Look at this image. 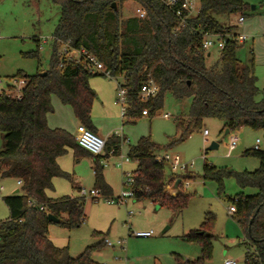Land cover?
<instances>
[{
	"label": "trees",
	"instance_id": "1",
	"mask_svg": "<svg viewBox=\"0 0 264 264\" xmlns=\"http://www.w3.org/2000/svg\"><path fill=\"white\" fill-rule=\"evenodd\" d=\"M127 1L143 7L145 17H125L121 8ZM53 2L60 7V18L51 36L49 69L42 72L44 76L19 73L13 78L26 81L19 100L0 97V168L6 178L22 183L20 194L3 198L9 216L0 222V264H99L91 255L102 248L103 240L72 258L67 247L58 248L48 238V228L53 224L48 215L68 230L79 228L85 217L84 198L54 199L47 195L55 178L70 180L69 174L59 168L57 159L68 150L73 151L75 160L90 156L94 189L108 199L112 192L104 182L101 160L118 156L122 143L112 135L105 141L104 156L93 157L77 145L70 133L48 127L46 118L53 112L51 101L56 97L71 108L79 125L95 134L91 113L97 95L89 82L104 74L92 72L83 60H66L63 49L85 51L98 61L102 72L110 73L111 79H123L120 85L127 90L124 118L132 123L153 118L169 96L178 102L191 101L189 121L195 127L203 119L213 118L223 122L224 133L240 128L264 131V90L260 92L257 87L253 61L242 63L239 59L243 43L233 34L210 67L206 66V59L212 51L201 46L204 33L232 34V27L222 26L216 17L244 19L252 8L246 0H201L198 17L188 20L178 32L173 31L177 20L157 0ZM25 55L38 59L37 51ZM148 78L157 83L159 92L142 101L139 92ZM184 124L180 119L178 127L183 129ZM156 152L157 147L148 137H141L128 147L127 159L136 162L132 199L149 200L171 212H182L189 197L182 194L180 180L173 187L175 195L166 191L172 177L166 176L169 166L157 159ZM243 156L258 160V168L253 172H235L204 165L202 178L214 182L220 192L225 179L235 180L241 192L229 203L235 207L232 218L249 241L251 250L244 256L245 264H264V150L253 147L246 149ZM246 190L253 193L245 194ZM62 215H67L66 220H62ZM210 222L207 217L199 231L184 237L200 247V257L194 264H204L212 256ZM176 262L190 264L178 256Z\"/></svg>",
	"mask_w": 264,
	"mask_h": 264
},
{
	"label": "rangeland",
	"instance_id": "2",
	"mask_svg": "<svg viewBox=\"0 0 264 264\" xmlns=\"http://www.w3.org/2000/svg\"><path fill=\"white\" fill-rule=\"evenodd\" d=\"M252 7L244 18L242 26H235L238 16H218L216 19L222 26L232 27V34L246 36L240 49L239 59L242 63L253 61L257 87L264 90V0H246ZM256 8V9H253ZM136 5L127 1L121 8V13L134 16ZM60 18V7L53 0H0V90L7 92L14 85V77L22 73L28 76L42 73L50 67L51 36ZM39 42L36 43L34 39ZM37 51L38 59L25 54ZM217 53L212 52L206 59V66L213 65ZM91 88L97 98L93 104L91 119L94 126L99 127L102 134L117 132L123 136L118 156L102 159V175L112 189L113 199L118 198L122 191L129 190L124 185L127 174L135 169L134 163L126 160L128 146L137 143L139 138L148 137L157 147V157L165 154L178 155L184 164L194 163L192 168L184 172L173 173L165 169L166 176L172 177L168 187L175 186L173 182L181 181V192L189 197V202L182 212L174 213L166 207H159L149 200H134L129 198L125 203L107 204L105 198L92 201L88 193L84 196V221L77 229L68 230L57 224L49 226L50 240L59 247H67L72 258L79 256L89 246H94L103 240L102 248L96 249L91 257L99 264H177L176 258L194 264L200 257V247L197 243L188 242L184 237L191 231H199L205 219H211L210 233L212 239V256L204 264H225L235 261L244 264V256L249 247V241L238 224L228 214L229 199L241 192L234 179L223 181V191H218L214 182H205L202 178L203 166L235 172H253L259 166L258 160L243 156L246 149L253 148L259 140L258 148L264 150V131H252L248 128L239 132L240 142L228 153V136L224 135L223 122L218 119L205 118L199 127L189 120L190 100L175 101L165 98L164 105L153 118H140L134 123L122 118L120 105L116 103V84H122L123 79L95 77L90 80ZM113 94L112 104L107 97ZM53 112L49 118L58 119L65 116L69 130L75 135L79 123L70 107L52 98ZM168 114L169 119L163 115ZM180 119L188 125V131L178 127ZM207 130L208 136L203 137L202 131ZM216 149L208 150L210 145ZM3 148V134L0 133V151ZM123 159V166L117 167ZM73 151L60 157V165L66 168L74 181L87 192L94 189L92 173V158L82 157L77 164L73 161ZM191 176L193 179L185 180ZM188 182L184 187L183 182ZM4 192L0 194V222L5 221L9 214L3 198L12 196L18 190L13 179H5ZM170 191V190H167ZM251 194L253 191H244ZM48 196L54 199L63 196L76 197L79 193L63 178L53 180V189ZM67 215H62L66 220ZM152 232L147 238H136L132 234ZM104 239L114 244L108 247ZM122 241V245H116Z\"/></svg>",
	"mask_w": 264,
	"mask_h": 264
},
{
	"label": "built area",
	"instance_id": "3",
	"mask_svg": "<svg viewBox=\"0 0 264 264\" xmlns=\"http://www.w3.org/2000/svg\"><path fill=\"white\" fill-rule=\"evenodd\" d=\"M165 9L170 11L175 19L177 20L176 25L173 29L174 32H178L182 26L186 25L188 20L195 19L198 17L200 12V3L201 0H157ZM136 5V10L134 16L143 19L145 17V10L138 4ZM244 23V19L241 16L235 21V26H242ZM235 35V34H234ZM231 33H204L202 40V49L208 51H214L216 53L222 51L224 49L225 43L228 39L234 37ZM246 36L244 35H236V40L239 43H244L246 40ZM64 58L66 60H79L85 61L89 64L92 72L102 73L105 77L111 79L109 72H102L100 64L98 61L92 56L87 54L85 51H67L66 49L62 50ZM26 85V81L24 79H14V85L9 86L7 92L0 90V97L7 96L13 98L14 100H19L22 95V90ZM159 92V86L152 79L148 78L147 81L142 85L139 97L142 101H146L150 98H154ZM126 97L127 90L123 88L120 84L117 85V100L116 103L120 105V112L122 118H124L126 114ZM165 119H169V115H163ZM241 128L232 132H228V153L232 152L237 144L240 142L239 132ZM203 137L208 136V131H202ZM77 145L86 151L89 155L93 157L104 156L105 154V140L88 131L85 127L78 125L76 128L75 135L73 136ZM259 140H256L254 148H258ZM158 160L164 162L169 166L173 173L184 172L188 168H192L194 166L193 162L189 164L182 163L180 157L178 155H169L165 154L160 157H157ZM105 166V164H103ZM127 180L124 185L129 188L127 191H122L121 195L118 198H108L105 199L108 204H121L125 203V201L129 198H133L134 190H133V178L132 174H127ZM6 178L3 174V169L0 168V194L4 192V187L2 182ZM17 185V189L20 190L22 183L21 181H15ZM183 186L187 187L188 182H183ZM15 193V192H14ZM13 193V194H14ZM79 197L83 198L87 193L95 202L99 201L103 198L98 190L92 189L90 191H86L85 189H79ZM235 212V207L230 206L228 209V214L232 215ZM136 238H147L152 235V232L145 233H134L132 234ZM122 241H118L116 245H122ZM104 244L108 247H114V244L110 243L108 240L104 239ZM225 264H236L235 261H226Z\"/></svg>",
	"mask_w": 264,
	"mask_h": 264
},
{
	"label": "crops",
	"instance_id": "4",
	"mask_svg": "<svg viewBox=\"0 0 264 264\" xmlns=\"http://www.w3.org/2000/svg\"><path fill=\"white\" fill-rule=\"evenodd\" d=\"M253 9H256V8H254L253 7ZM36 39V38H35ZM245 43V42H244ZM243 43V44H244ZM213 52V51H212ZM90 84V83H89ZM117 85L118 84H116V91H117ZM91 87V86H90ZM93 90V89H92ZM96 93V92H95ZM97 95V94H96ZM112 96H113V94H110L108 97H107V100H108V104H112ZM93 108V107H92ZM92 114V113H91ZM67 120L65 119V116H59V118L58 119H48L47 120V125H48V127L49 128H51V129H62V130H65V131H67V130H69V128H68V126H67ZM94 126V125H93ZM94 128H95V135H97L98 137H100V138H102V139H104L105 141L108 139V138H110L112 135H114L113 133H111V132H109V133H105V134H102L101 133V130H100V128L99 127H96V126H94ZM245 128H241V130H244ZM68 132V131H67ZM72 132H73V130H71V132L69 131L68 133H70L71 135H72ZM74 136V135H73ZM116 136H118L121 140H122V143H121V147H122V144L125 142V139L123 138V136H121V134H119V132H117L116 133ZM121 147H120V150H121ZM129 147V146H128ZM250 149V148H249ZM128 150V149H127ZM70 151H72V150H68L67 151V153L68 152H70ZM66 153V154H67ZM126 154H127V151H126ZM110 156H112V155H110ZM109 156V157H110ZM108 157V158H109ZM107 158V159H108ZM60 158H58L57 159V164H58V166H60L61 167V165H60V160H59ZM121 159V161L118 163V164H116V166L117 167H122L123 166V159H122V157L120 158ZM126 160H128L127 159V157H126ZM73 161H74V164H77L78 162H79V160H75L74 158H73ZM130 162H132V163H134V165H135V168H136V162H134V161H131V160H129ZM93 162V161H92ZM59 167V168H60ZM107 167V165L105 164V166H103V168H106ZM62 168V167H61ZM63 170H65V171H67L66 170V168H62ZM91 169H92V173H93V163H92V167H91ZM62 170V171H63ZM135 170V169H134ZM134 170L132 171V173L134 172ZM64 172V171H63ZM64 173H67V172H64ZM131 173V174H132ZM68 174V173H67ZM69 176H70V180L68 181L70 184H71V186L73 187V189L75 190V191H77V192H79V189H84V188H81V186L79 185V183L77 182V181H74L72 178H71V175L69 174ZM94 176V175H93ZM104 179V178H103ZM67 181V180H66ZM104 182H105V180H104ZM106 183V182H105ZM107 184V183H106ZM107 186L111 189V187L107 184ZM176 187V184H175V186H174V188ZM173 187L170 189V187H167L166 188V191L167 190H170V191H167L170 195H175V189H174ZM90 191V190H89ZM111 192H112V189H111ZM47 195H48V193H47ZM64 197V196H63ZM76 197H79V196H76ZM111 197H112V194H111ZM51 198V197H50ZM84 198V197H83ZM113 198V197H112ZM108 204V203H107ZM110 205H113V204H110ZM48 231H49V228H48ZM49 234V233H48ZM48 238H49V235H48ZM49 240H50V238H49ZM51 241V240H50ZM52 242V241H51ZM53 243V242H52ZM54 244V243H53ZM55 245V244H54ZM56 247H58V248H65V247H59V246H57V245H55ZM244 264H245V260H244Z\"/></svg>",
	"mask_w": 264,
	"mask_h": 264
},
{
	"label": "water",
	"instance_id": "5",
	"mask_svg": "<svg viewBox=\"0 0 264 264\" xmlns=\"http://www.w3.org/2000/svg\"><path fill=\"white\" fill-rule=\"evenodd\" d=\"M112 7H113V9H116V5H115V4H113ZM44 75H45V73H42V74H41V76H44ZM228 132H229V131L226 130L225 133H224V135H227ZM216 148H217V145L214 144V143H212V144L210 145V147L208 148V150H213V149H216ZM179 182H180V181H177V182H176V186L178 185ZM15 193H18V190H16ZM47 219H48V221H49L50 223H53V224H57V223L59 222L58 219L54 218V217L51 216V215H48V216H47Z\"/></svg>",
	"mask_w": 264,
	"mask_h": 264
}]
</instances>
